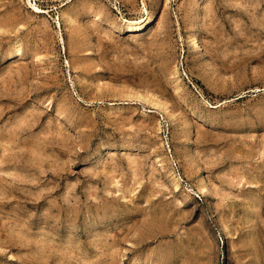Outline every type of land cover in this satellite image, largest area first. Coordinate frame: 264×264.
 <instances>
[{
	"label": "rangeland",
	"instance_id": "374dc122",
	"mask_svg": "<svg viewBox=\"0 0 264 264\" xmlns=\"http://www.w3.org/2000/svg\"><path fill=\"white\" fill-rule=\"evenodd\" d=\"M0 264H264V0H0Z\"/></svg>",
	"mask_w": 264,
	"mask_h": 264
},
{
	"label": "bare ground",
	"instance_id": "6f19581e",
	"mask_svg": "<svg viewBox=\"0 0 264 264\" xmlns=\"http://www.w3.org/2000/svg\"><path fill=\"white\" fill-rule=\"evenodd\" d=\"M132 22H133V21H132ZM139 22H140V21H139ZM127 23H128V22H127ZM135 24H136V23H135ZM133 25H134V24H133ZM143 25L145 26V24H143ZM143 25H142V26H143ZM138 26H139V25L136 24L135 29L138 30V28H139ZM132 27H133V26H132ZM133 32H134V31H133ZM193 39H194V38H193ZM196 39H197V38H196ZM192 41H193V40H192ZM197 41H198V40H197ZM197 43H198V42H197ZM194 46L197 47V44H194ZM195 50H196V49H195ZM149 102H150V101H149ZM155 105H156V103H155ZM203 181H204V180H203ZM203 185H204V184H203ZM203 185H202V186H203ZM204 187H205V186H204ZM202 189H203V188H202ZM205 190H206V189H205ZM218 225H219V224H218ZM219 226H220V225H219Z\"/></svg>",
	"mask_w": 264,
	"mask_h": 264
}]
</instances>
